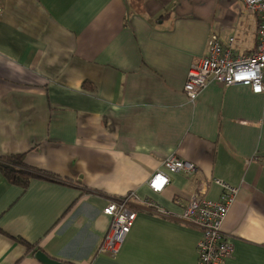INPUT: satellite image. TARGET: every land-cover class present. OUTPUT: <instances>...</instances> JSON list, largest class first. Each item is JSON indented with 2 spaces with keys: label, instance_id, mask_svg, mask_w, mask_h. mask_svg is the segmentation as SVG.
Segmentation results:
<instances>
[{
  "label": "crops",
  "instance_id": "0c3cea01",
  "mask_svg": "<svg viewBox=\"0 0 264 264\" xmlns=\"http://www.w3.org/2000/svg\"><path fill=\"white\" fill-rule=\"evenodd\" d=\"M0 157L53 178L26 188L0 171V264H195L202 229L180 218L202 178L238 185L223 223L224 264H264V94L211 82L191 102L192 60L213 33L257 49L242 0H0ZM171 154L196 164L169 172ZM164 170L156 192L149 179ZM135 191L136 224L116 255L99 245L111 199ZM223 189L212 184L207 198ZM147 200L162 207L151 206Z\"/></svg>",
  "mask_w": 264,
  "mask_h": 264
},
{
  "label": "built area",
  "instance_id": "2783aa9c",
  "mask_svg": "<svg viewBox=\"0 0 264 264\" xmlns=\"http://www.w3.org/2000/svg\"><path fill=\"white\" fill-rule=\"evenodd\" d=\"M242 1L249 9L259 13L256 51L252 54H234L233 45L241 38L239 27L233 30L228 47L220 41L219 32L213 33L209 39L208 53L194 58L189 69L184 90L191 102H195L211 82L249 85L255 93L264 94V0ZM3 12L4 9L0 5V16ZM162 165L169 172L192 174L197 171L195 163L176 154L166 157ZM168 183L169 177L164 170L156 171L149 179V186L156 192L162 191ZM212 184L219 185L223 189L217 200L206 197ZM239 191L238 185L216 177H205L198 182L197 190L190 198L188 206L179 215L181 219L202 229V235L197 242L195 264H224L233 254L234 245L225 237L222 227L231 206L237 200ZM132 198L140 199L139 195L132 191L122 197L111 199L103 209V212L111 217V223L99 245V252L118 254L131 234L138 218V212L130 207ZM147 203L167 213L152 201L147 200Z\"/></svg>",
  "mask_w": 264,
  "mask_h": 264
},
{
  "label": "trees",
  "instance_id": "16d2710c",
  "mask_svg": "<svg viewBox=\"0 0 264 264\" xmlns=\"http://www.w3.org/2000/svg\"><path fill=\"white\" fill-rule=\"evenodd\" d=\"M25 154H11L0 157V171L12 183L26 188L34 178L52 179L53 175L30 167L25 163Z\"/></svg>",
  "mask_w": 264,
  "mask_h": 264
},
{
  "label": "water",
  "instance_id": "95a60500",
  "mask_svg": "<svg viewBox=\"0 0 264 264\" xmlns=\"http://www.w3.org/2000/svg\"><path fill=\"white\" fill-rule=\"evenodd\" d=\"M35 256L39 260H41L44 264H72V263L63 262L53 257H50L43 251H37Z\"/></svg>",
  "mask_w": 264,
  "mask_h": 264
}]
</instances>
